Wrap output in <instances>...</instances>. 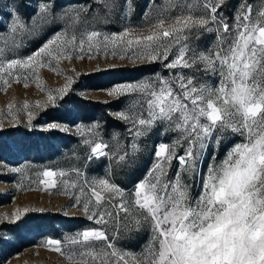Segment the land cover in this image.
<instances>
[{"label": "snow or ice", "instance_id": "snow-or-ice-1", "mask_svg": "<svg viewBox=\"0 0 264 264\" xmlns=\"http://www.w3.org/2000/svg\"><path fill=\"white\" fill-rule=\"evenodd\" d=\"M93 3L102 9L101 21L121 10L118 0ZM225 3L226 0H200L198 16L193 15L191 4H175L176 15L166 11L154 23L145 25L148 34L134 39L127 38L131 34L129 27L111 35L84 30L78 37L75 26L90 6L81 7L64 13L74 29L71 34L62 26L25 58L0 59V75L27 81V75H15L13 70L35 74L46 63L58 64L61 59H71L73 53L78 58L87 55L91 59L93 43L98 42L103 47L97 51L105 55L110 45L113 56L123 50L125 54L132 53L128 59L167 61L163 67L175 73L119 83L106 90L111 97L129 99L128 111L139 109L132 115L125 110L113 114L131 125L128 131L133 139L158 123L176 133L178 139L155 147V162L134 181L131 191L126 192L112 181L110 173H106L107 178H86L71 185L86 197L82 202L73 194L74 205L101 227L68 238L69 247L63 251L61 240L46 242L68 260L129 264L126 256L132 254L118 250L107 234L111 223L116 235L135 233L144 227L151 230V242L140 254L143 264H264V9L253 16V5L242 4L230 25L219 11ZM124 4L130 6L131 0H124ZM149 4L154 6V0ZM124 10L127 12V8ZM54 19L51 7L45 3L28 23L21 22L19 13L14 15L11 32L26 38V34L39 31ZM202 33H214L215 41L207 50L198 51L188 41ZM13 47H20L18 40L13 41ZM184 69L218 77V84L213 87L200 83L195 75H185ZM71 83L69 78L60 92L64 93ZM3 84L7 86L9 80ZM48 99L54 101L55 97L50 95ZM28 116L31 119V112ZM98 128L96 125L88 131ZM227 133L239 134L242 141L234 144L219 163L213 155L201 174L199 163L209 143L219 146ZM117 136L113 134V139ZM178 147L184 149L182 155H177ZM107 148V143L95 142L87 159L109 158L113 167H127L140 150L137 143H131L110 156ZM173 159L178 161L179 169L169 179ZM73 171L81 176L79 170ZM66 175L64 171L48 169L37 182L44 190L60 191L57 177ZM197 177L199 193L193 196ZM63 192L66 194L68 188L64 187ZM133 264L141 261L134 260Z\"/></svg>", "mask_w": 264, "mask_h": 264}, {"label": "rangeland", "instance_id": "rangeland-1", "mask_svg": "<svg viewBox=\"0 0 264 264\" xmlns=\"http://www.w3.org/2000/svg\"><path fill=\"white\" fill-rule=\"evenodd\" d=\"M26 1V5L29 6L28 8L24 7L25 4H22L21 0H0V50L3 51V57L0 59L25 58L40 47L55 31L61 30L62 26L68 28L69 34H71L74 29L70 27V22L64 16V13H71L81 7L90 6L88 13L82 14L81 22L75 26L78 37L84 30H97L104 35H111L114 33L118 34L125 27H129L131 34L127 38L134 39L141 34H148V29L145 25L154 23L157 18L166 14V11H171L172 15H176L177 12L173 8V5L178 3L184 5L191 4L193 15L198 16L200 14V0H154V6H150L149 0H131L130 6L125 5L124 0H118L121 10L115 12L110 19L101 21L99 17L103 15L102 9L97 7L93 3V0H89L90 2L87 5L69 3L57 7L55 13L53 12L55 15L54 24L50 20L39 31L26 34V38H21L11 32L14 23L13 16L19 13L21 22L28 23L30 19L36 18L42 4H52L51 1ZM242 4L253 5V16L264 9V0H226V3L219 11L230 25L233 23L234 14L239 11ZM125 8H127V12H125ZM145 13L147 14L145 15ZM94 17L97 18L94 19ZM168 23L166 22L165 27H167ZM18 32H20L19 29ZM40 32L43 33V36L38 44L34 47H29V37ZM14 40H18L20 43L18 49L13 47ZM214 41V33H202L198 38L193 36L188 42L191 47L199 51L207 50ZM102 47L98 42H94L91 59H88L87 55L81 59L73 53L71 59H61L58 64L56 62H53L52 65L46 63L44 67L38 68L35 74L30 70H13L15 75H27V81L23 78L16 81L11 79L7 74L0 75V123L3 125L0 127V148L4 152L23 150L20 148L24 144V136L18 133V127L31 130L33 128H47L52 124H55L61 130L72 131L80 135L81 139L78 141L84 142L88 140L92 142V147L95 142L100 141L99 138L93 137L95 131L92 133L88 131L89 128L95 129L97 125L95 121L84 122L82 120H76L74 123H69L58 119L45 120L43 110L50 105L59 106L64 95L72 88L82 95L108 100L112 97L107 95L106 90L115 84L134 83L154 78L157 75L167 77L175 74L174 71L169 72L163 67V63L167 61H153L154 63L148 67V71L139 72L129 78L116 79L115 77V80H113L114 77H112L109 79L111 73L119 75L126 72L129 73L130 71L117 69L105 74L108 70L120 65H133L147 60L143 58L140 60L128 59L127 57L132 53L128 52L125 54L123 50H118V54L113 56L110 45L108 54L105 55L104 51H97V49ZM173 51H175V48ZM121 56H124V58H120ZM170 59H172L171 56H169ZM92 71L98 72L90 76L93 80L102 78L112 81L108 82L106 80L107 82L102 85L85 84L86 80L80 76L81 73ZM183 72L185 75H195L197 81L200 83H207L213 87L218 84V77L205 75L203 71L197 72L195 69H184ZM69 78H71L72 83L64 93H61L60 89L69 83ZM5 79L9 80L7 86L3 84ZM25 82L27 83V87L24 86ZM50 95L55 97L54 101L48 99ZM70 99V97L66 99L68 105H70ZM119 102L121 108L114 109L113 113L121 110L128 111L127 106L130 104V100L121 97ZM68 108L70 107H67L66 110H69ZM138 110V108L133 109L132 111H128V114L132 115L133 111ZM29 112H31V119L28 116ZM130 127L131 125L126 124V135H129V140L125 141L120 148L130 146L131 143H137L140 150L135 156H137L138 160L146 168V172L155 162L153 156L155 147L161 142L172 143L178 139L176 133L166 131V126H162L159 123L154 125L149 131H146L144 135L135 139L129 134L128 129ZM241 141L242 137L239 134L227 133L222 138L219 146L214 143H209L199 163L201 174L206 170L213 155L216 157V162L219 163L225 157L227 151L234 144ZM37 144L38 141L35 143V146ZM183 151V148L178 147L176 149L177 155H182ZM207 154L208 156L205 159V155ZM67 155L65 158L61 157L59 160H61L60 162L62 160L65 162V159L71 157L73 159L70 166L73 167L61 166L54 168L49 165L35 163L30 158L25 157V155L23 156L22 153L19 154V162L17 163H8L0 159V264H83V261L79 259L68 260L65 254L56 252L46 242L52 239L61 240L63 251V249L69 247L67 244L68 238L75 236L76 233L85 229L101 227L94 223L93 220L87 219L81 207L74 205L72 200L73 194L80 196L82 202H85L86 197L80 195L77 189L71 185L86 178H107L106 173H110L109 163L106 160L100 162H83L77 167L75 166L76 160L74 159L79 158L78 153L73 151ZM174 161H176V164L173 163ZM48 169L68 173L65 177H57V187L61 189L60 191L56 189L44 190L38 184L37 181L40 174ZM74 169L79 170L81 173L80 177L75 175ZM178 169L179 163L176 159H173L168 170V178H174ZM64 187L68 188L66 194L63 192ZM120 187L125 189L126 192L132 189ZM198 193L199 177L196 178L193 184L192 195L196 196ZM46 210L57 211L64 215H80L84 226L78 231H74L75 233H68L65 227L55 223L61 237H54L43 229L42 224L40 226L37 224V220L40 217L38 213ZM107 231L111 237V242L115 244L118 250L132 254L126 256L129 264H133L134 260L141 261V264H143L140 254L147 250L151 242V230L148 227H144L135 233L116 235L112 224L109 223L107 225Z\"/></svg>", "mask_w": 264, "mask_h": 264}, {"label": "trees", "instance_id": "trees-1", "mask_svg": "<svg viewBox=\"0 0 264 264\" xmlns=\"http://www.w3.org/2000/svg\"><path fill=\"white\" fill-rule=\"evenodd\" d=\"M42 1H51L52 4L49 6L52 7V11L55 13L57 7L66 4H83L87 5L89 0H42ZM24 7L28 8L26 5V0H21ZM53 24L55 20H52ZM43 33H38L29 37V47H34L40 41ZM46 34V32H44ZM154 63L153 61H142L133 65H120L112 68L105 72L111 73L113 70H126L130 71L129 73H123L116 75L110 74L109 79L114 77L113 80L129 78L138 74L139 72H145L149 70V66ZM98 73L97 71L92 72H83L81 77H84L85 84L88 85H102L107 81H112L108 79H95L91 78L94 74ZM107 76V75H106ZM91 78V79H90ZM108 78V77H107ZM107 80V81H106ZM67 97H70V105L66 102ZM120 98L117 99L112 97L108 100H103L100 98H94L90 96H85L78 93L74 88L70 89L68 93L64 95L60 105H50L43 110V115L45 120L58 119L61 121H67L69 123H74L76 120L82 121H95L99 128L95 131L94 138H99L100 141L107 143L108 148L105 149L106 152L111 156L112 153L118 152L119 148L125 141L129 140V135H126V124L119 119H117L113 114L114 109H120L121 105L119 102ZM67 107L69 110H66ZM71 109V110H70ZM74 109V111H72ZM55 110V111H54ZM69 111V112H68ZM19 130V131H18ZM18 133L24 136V144L20 149L23 150H14L10 152H4L0 148V159L8 163H17L19 162L18 156L20 153L25 155L28 159L30 158L33 162L39 164H45L52 166L54 168H59L61 166H66L68 168L72 164L71 157L65 159L66 161L60 162L61 157L68 156L70 152L76 151L79 158H75V166L79 167L83 162H100L108 161L109 170L111 173V178L114 182L124 188H132L135 180L142 178L145 175L146 168L138 160L137 156H134L128 162L127 167H113L112 161L109 158H99L92 159L89 161L87 157L91 155V145L92 142L85 144L84 142L78 141L81 139L80 135L72 131L61 130L59 128H33L26 129L18 127ZM113 134H118L116 139H113ZM38 144L35 146V143ZM208 156L205 155V159ZM176 164V161L173 162ZM40 217L37 220V224L40 226L42 224L43 229L47 231L50 235L54 237H61L60 232H58V227L55 223L60 224L62 227H65V230L68 233H75L82 226L84 222L80 215H64L57 211L46 210L44 212L38 213ZM48 216V217H47ZM57 221V222H56ZM107 234L109 235L108 231Z\"/></svg>", "mask_w": 264, "mask_h": 264}, {"label": "bare ground", "instance_id": "bare-ground-1", "mask_svg": "<svg viewBox=\"0 0 264 264\" xmlns=\"http://www.w3.org/2000/svg\"><path fill=\"white\" fill-rule=\"evenodd\" d=\"M85 230H87V229H85Z\"/></svg>", "mask_w": 264, "mask_h": 264}]
</instances>
